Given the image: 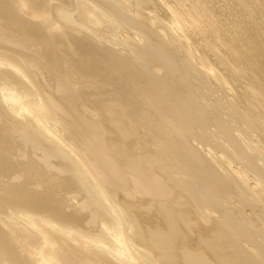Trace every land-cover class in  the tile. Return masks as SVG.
I'll list each match as a JSON object with an SVG mask.
<instances>
[{"label": "bare ground", "instance_id": "bare-ground-1", "mask_svg": "<svg viewBox=\"0 0 264 264\" xmlns=\"http://www.w3.org/2000/svg\"><path fill=\"white\" fill-rule=\"evenodd\" d=\"M0 264H264V0H0Z\"/></svg>", "mask_w": 264, "mask_h": 264}]
</instances>
